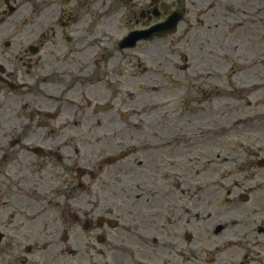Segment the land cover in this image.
<instances>
[{
  "label": "flooded vegetation",
  "instance_id": "obj_1",
  "mask_svg": "<svg viewBox=\"0 0 264 264\" xmlns=\"http://www.w3.org/2000/svg\"><path fill=\"white\" fill-rule=\"evenodd\" d=\"M53 8L54 0H0V264L230 263L228 203L216 202L210 173H201L215 122L196 131L208 112L190 99L170 112L165 99L163 132L150 130L138 149V127L125 119L136 107L120 110V97L149 68L136 49H121L120 10ZM167 8L155 0L139 15L152 20ZM259 68L231 69L258 108L246 113L242 147L256 144L252 130L263 138ZM252 237L243 235L242 264Z\"/></svg>",
  "mask_w": 264,
  "mask_h": 264
},
{
  "label": "rangeland",
  "instance_id": "obj_2",
  "mask_svg": "<svg viewBox=\"0 0 264 264\" xmlns=\"http://www.w3.org/2000/svg\"><path fill=\"white\" fill-rule=\"evenodd\" d=\"M163 1L168 4V9H163V14L154 17L152 22L164 21L175 10L183 13V20L176 33L165 37H153L138 46L133 58L138 65L148 67L149 72L144 75L138 68L136 77L130 76L133 83L130 89L132 96L128 97L125 94L120 97V110L137 107L135 110L137 115H131L130 119L127 116L126 122L136 124L138 127L134 132L138 149L142 142H145L150 130L158 129L163 132L165 122L160 111L164 104L163 100L170 98V112L177 111L181 114L180 110L188 105L187 99L193 100L191 104L196 108L201 106L208 112L194 122V125L197 126H195L196 131H207L204 124L215 122L212 124L218 125L217 134L222 128L221 133L216 134V138H209L214 144L210 147L214 152L211 156L212 162L208 166L202 161L201 173L202 179L205 171L210 173L216 202L221 205L228 203V241H233L228 242V261H230L228 264H242L244 260L242 254L247 252L242 251L241 247L248 244L243 238V235L247 234L257 239L256 242L253 237L249 239L251 255L246 264H264V233L258 232L260 227H264V168L259 167L257 163L264 159V129L263 138L260 134H256L255 130L247 129L248 132L250 131L248 133L250 138L257 137L253 140L256 144L242 147L241 130L247 126L241 120L247 117V112L258 111V108L257 106L253 108L254 99L238 91L235 101L231 100L228 103L229 99H227L228 91H232L228 89L230 83L234 85L238 83L233 73L231 74L233 64L239 62V59L264 60V0H256L251 5L247 0ZM213 2L216 5L211 6ZM151 3L152 0H73L69 4H64L62 0H54L53 9L77 10L81 7L85 12L119 9L120 22L115 21V25L120 26V33L123 36L131 28L149 24L150 20H142L139 12ZM228 3L242 5L248 10L247 16L230 13ZM91 15V13L84 14V16ZM97 16L100 17L102 14ZM27 18L30 20L33 16L28 15ZM251 21L260 23L259 28L254 32L234 29L239 22L249 26ZM184 56L189 60L184 59ZM120 57L123 58L124 55ZM188 64L190 69L184 73L186 77L183 80L192 78L193 74L197 81H200L202 76L204 79L202 83L190 84L178 79L182 75L183 66ZM260 64L261 68L257 71L259 74L256 79L263 83L260 96L264 102V61ZM158 66H164L165 71L158 69ZM234 78L235 83L232 82ZM123 90L126 91L125 88ZM172 91L174 93H169ZM243 96L244 99L239 100ZM248 101L253 104H248ZM194 119L189 122H193ZM119 121L122 127H126L123 126L125 121L122 118L120 120L119 117ZM235 121L236 126H234ZM177 125L187 128L188 124L179 122ZM173 130L175 128L169 126L168 132ZM106 132L101 131V134ZM136 156L139 157V161L145 162L144 154L137 153ZM251 162L255 164L250 171ZM255 174L256 176L252 177ZM246 193L250 194V200L243 203L241 195ZM234 203H238L239 210L234 209L232 205ZM256 254H259L258 257H255Z\"/></svg>",
  "mask_w": 264,
  "mask_h": 264
},
{
  "label": "bare ground",
  "instance_id": "obj_3",
  "mask_svg": "<svg viewBox=\"0 0 264 264\" xmlns=\"http://www.w3.org/2000/svg\"><path fill=\"white\" fill-rule=\"evenodd\" d=\"M254 1H256V0H247V2L250 5L253 4ZM213 5H216V3L213 2V4H211V6H213ZM227 5H228V9H229L230 13L247 16L248 10H246L244 7H242V5H238L236 3H228ZM259 26H260V23L258 21L257 22L251 21L249 26H245L243 24V22H239L235 25L234 29L245 31V32H254L259 28ZM151 42H154V41H151ZM242 60H243V62H242L243 65L251 68L252 66L258 64L261 59L252 58V59H242ZM222 91H225V90H222Z\"/></svg>",
  "mask_w": 264,
  "mask_h": 264
},
{
  "label": "water",
  "instance_id": "obj_4",
  "mask_svg": "<svg viewBox=\"0 0 264 264\" xmlns=\"http://www.w3.org/2000/svg\"><path fill=\"white\" fill-rule=\"evenodd\" d=\"M181 16L180 15H173L172 17L169 18L168 22L165 24L160 25V29L159 30H164V29H169L170 32L175 31L176 26L178 24V22L180 21ZM128 40H138L139 36H135L134 34H132L130 37H128Z\"/></svg>",
  "mask_w": 264,
  "mask_h": 264
}]
</instances>
